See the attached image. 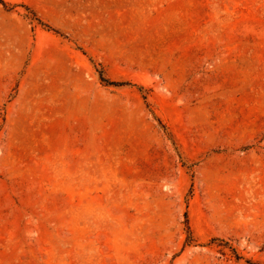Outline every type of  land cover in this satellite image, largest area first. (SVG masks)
Listing matches in <instances>:
<instances>
[{"label": "rangeland", "instance_id": "374dc122", "mask_svg": "<svg viewBox=\"0 0 264 264\" xmlns=\"http://www.w3.org/2000/svg\"><path fill=\"white\" fill-rule=\"evenodd\" d=\"M4 1L0 264H264V0Z\"/></svg>", "mask_w": 264, "mask_h": 264}, {"label": "trees", "instance_id": "16d2710c", "mask_svg": "<svg viewBox=\"0 0 264 264\" xmlns=\"http://www.w3.org/2000/svg\"><path fill=\"white\" fill-rule=\"evenodd\" d=\"M0 4L3 6V7H7V3L4 1V0H0ZM105 81V79H103ZM107 82V81H106ZM109 84H113V85H117L119 83H116V82H108Z\"/></svg>", "mask_w": 264, "mask_h": 264}]
</instances>
